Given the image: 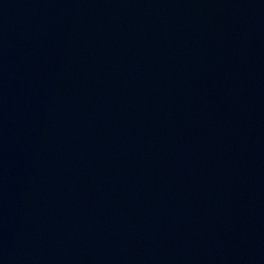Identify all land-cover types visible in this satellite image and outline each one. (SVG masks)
I'll use <instances>...</instances> for the list:
<instances>
[{"label":"water","instance_id":"1","mask_svg":"<svg viewBox=\"0 0 264 264\" xmlns=\"http://www.w3.org/2000/svg\"><path fill=\"white\" fill-rule=\"evenodd\" d=\"M0 264H264V0H0Z\"/></svg>","mask_w":264,"mask_h":264}]
</instances>
